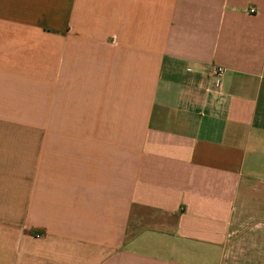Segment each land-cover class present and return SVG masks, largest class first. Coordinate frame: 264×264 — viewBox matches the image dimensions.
I'll return each mask as SVG.
<instances>
[{"label":"crops","instance_id":"1","mask_svg":"<svg viewBox=\"0 0 264 264\" xmlns=\"http://www.w3.org/2000/svg\"><path fill=\"white\" fill-rule=\"evenodd\" d=\"M45 94L94 129L0 134V264H264V0H0V115Z\"/></svg>","mask_w":264,"mask_h":264},{"label":"rangeland","instance_id":"2","mask_svg":"<svg viewBox=\"0 0 264 264\" xmlns=\"http://www.w3.org/2000/svg\"><path fill=\"white\" fill-rule=\"evenodd\" d=\"M43 106L44 109L42 110H9L5 111V115H0V134L26 135L28 140L34 139V136L38 135L43 137L41 138L43 142L37 143L35 148L29 147L32 142H27L28 164L30 163L31 159L33 160L34 157L37 156L38 158L40 151L44 156L48 155L49 146L52 144H60V141L58 140L62 138V135L93 132L94 129V127L91 126L86 127L81 124H72L71 121L66 120L67 111L62 113L64 118L61 119L58 117V111H53L50 109L49 94L44 95ZM35 121H40L41 124L35 125ZM75 122H77V120H75ZM54 140L57 141L53 142ZM38 144H43V146L41 147ZM30 176L31 175H28V181H30ZM250 210L251 212H257V201L254 199L251 201ZM247 221L241 222V229L249 224ZM256 225V223H253L252 226L256 227L255 229H257Z\"/></svg>","mask_w":264,"mask_h":264},{"label":"built area","instance_id":"3","mask_svg":"<svg viewBox=\"0 0 264 264\" xmlns=\"http://www.w3.org/2000/svg\"><path fill=\"white\" fill-rule=\"evenodd\" d=\"M222 72H223V69H222V68H218V69H217V73H218V74H221Z\"/></svg>","mask_w":264,"mask_h":264}]
</instances>
